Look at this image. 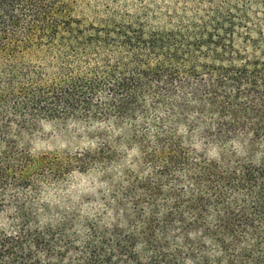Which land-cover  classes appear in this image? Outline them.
Returning <instances> with one entry per match:
<instances>
[{"label":"trees","instance_id":"1","mask_svg":"<svg viewBox=\"0 0 264 264\" xmlns=\"http://www.w3.org/2000/svg\"><path fill=\"white\" fill-rule=\"evenodd\" d=\"M0 264H264V0H0Z\"/></svg>","mask_w":264,"mask_h":264},{"label":"rangeland","instance_id":"2","mask_svg":"<svg viewBox=\"0 0 264 264\" xmlns=\"http://www.w3.org/2000/svg\"><path fill=\"white\" fill-rule=\"evenodd\" d=\"M87 146V142L78 136V133L61 125L47 124L37 138L34 148L37 152H54L70 150L72 152L80 151ZM95 191L92 181L88 178L79 177L72 183L64 194L72 202L79 201L87 195H92Z\"/></svg>","mask_w":264,"mask_h":264}]
</instances>
